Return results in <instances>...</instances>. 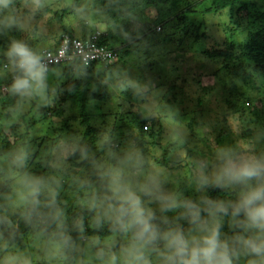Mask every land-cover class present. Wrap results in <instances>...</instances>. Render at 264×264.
<instances>
[{"label": "clouds", "instance_id": "9594fccd", "mask_svg": "<svg viewBox=\"0 0 264 264\" xmlns=\"http://www.w3.org/2000/svg\"><path fill=\"white\" fill-rule=\"evenodd\" d=\"M73 7L85 28L103 12ZM50 8L48 0H0V126H17L20 136L0 149V264H264V123L223 141L216 114L189 128L164 102L165 88L128 66L144 63L148 44L119 0L107 31L129 47L128 65L101 49L93 67L92 53L76 47L51 66L34 43ZM86 89L89 109L92 94L107 90L130 96L144 119L166 117L160 157L135 131L121 135L100 119L64 129L62 116L43 111L65 91ZM48 116L58 131L38 150L27 120ZM21 223L31 241L23 247Z\"/></svg>", "mask_w": 264, "mask_h": 264}, {"label": "rangeland", "instance_id": "374dc122", "mask_svg": "<svg viewBox=\"0 0 264 264\" xmlns=\"http://www.w3.org/2000/svg\"><path fill=\"white\" fill-rule=\"evenodd\" d=\"M246 1L249 3L252 19L256 16V11H264V0H241L243 3H246ZM48 2L51 5L49 9L51 16L44 24L45 35L41 38L44 42L50 40V38H57L62 32L66 31V27H73L76 34L80 36L83 34L92 35L95 33L100 35V33L107 32V21H114L113 15H118L117 12L113 10L117 7V0H80L78 5L80 8L103 10L101 17L94 19L95 27L85 28L77 22V17L74 12L71 10L65 11L73 5L74 0H48ZM119 3L129 5L130 7L133 5L136 6L134 12L137 17V23L141 26L144 36L146 28L154 24L153 21L156 19L155 14L157 6L149 0H119ZM58 13L63 14V22H61V19L58 17ZM148 13H151L149 18L152 19V21L150 22V19L147 21L150 22V24L146 23L144 19V16L146 17ZM225 15H227V13L222 14V16L218 14L207 16V14L201 15L200 11L196 14L195 18L201 19L204 23L202 31L209 32V35H211L209 38L211 43L215 42L217 39L223 42L224 37L221 34V24L223 16ZM227 20L229 19L227 18ZM250 22L251 21H248V23ZM125 24L126 26H130L127 22H125ZM250 30H254V26L246 27L245 31H242L244 33L240 34V30L238 34L227 37L226 43L222 47L227 48L235 57H240L242 52L241 44L246 40L247 33H249ZM184 39L185 50H174L171 47L169 56L150 52L144 55L145 60L142 64L133 62L128 65V58L130 57L128 56L126 57V62H121L120 64L128 65L131 67L134 75L142 80L151 79L157 87H163L165 90L171 84L174 89L179 92V88L183 84L182 82H185L184 87L188 92L186 94L179 93L185 100V103L178 101L179 97L173 99V95L170 93L164 96L166 97V99L163 98L164 102L179 109L181 118L187 122L189 128L198 127L201 120L211 118L213 114H216V126L213 131L219 141L232 139L233 132L237 131L241 136H244L247 134V130L255 124L264 123V109L261 108L258 110L257 121L253 122V120L250 119L255 116L254 114L256 112V107L252 105L255 104L254 101L258 100L261 102V98L264 100V75L260 79V82H258V87L255 89L248 88L241 79H236L234 83L237 84V89L243 94L250 95L251 99H247L240 95V93L234 96L229 90V82L226 85L223 78V76L227 75L228 70H220L222 67L220 61L211 60L199 51V49L202 51L205 48L204 44H206L207 41L203 43L196 42L191 40L188 36H186V38L184 37ZM231 41L235 43L233 46L230 45ZM49 44H51L50 41ZM0 46H2V44H0ZM127 47L128 46H126V48ZM152 47H154L153 43L148 41V48L150 49ZM176 59L178 61H174ZM242 59L241 57L238 63L244 64L243 61L241 62ZM174 63L177 64L180 69L177 67V70L175 69L171 72L170 67L172 65L175 66ZM163 67L165 71H168L167 74H163ZM181 79H184V81H181ZM106 92L108 93L110 102L107 104L97 102L96 106L93 109H89V111L96 119H100L101 122L105 124H114L117 130L121 132V135L131 131H135L139 134V127L133 123L132 120L130 122L129 119L127 120L128 116L133 115L132 119L135 116V114L131 112V110L134 111L135 106L137 107L135 101L127 95L118 97L107 90ZM61 98L62 96H60L58 101H60ZM168 99H171V101ZM108 105H110V108ZM248 107H250V109H248ZM122 115H124L126 119H123L124 117H122ZM166 119V117L148 118L143 127L145 130V125L147 124L149 126L146 130L149 137L145 138L146 141L144 145L154 160L161 155V141L165 133ZM125 125H127V127H125ZM24 239L27 240V245L31 243L28 233L25 234Z\"/></svg>", "mask_w": 264, "mask_h": 264}, {"label": "trees", "instance_id": "16d2710c", "mask_svg": "<svg viewBox=\"0 0 264 264\" xmlns=\"http://www.w3.org/2000/svg\"><path fill=\"white\" fill-rule=\"evenodd\" d=\"M80 0H74L73 5L68 9H64L65 11L71 10L75 13L74 5L78 7ZM151 3H154L157 6L156 11V19L154 24L148 26L145 30V35L143 38L145 40L151 41L154 45L152 48H148L145 50L144 55L150 52L159 53V55L169 56L171 53V47L175 49H184V37H190L191 40L196 42H204V49L202 52L211 60H217L222 63V67L220 70H228L226 76H223L226 85L229 82V90L234 94L240 93V95L246 97L247 99H251L250 95L243 94L237 89V84L234 83L236 79H241L244 84L250 88L255 89L258 87V82L264 75V11L259 12L256 11V16L252 19L251 11L249 10V3L241 2V0H149ZM136 6H132L131 9L135 10ZM198 11L201 12V15L207 14V16H212L214 14H218L222 16V14H226L223 16L221 29H222V36L224 40H215V42L211 43L209 38V32L202 31L204 23L201 19L195 18ZM246 14V15H244ZM151 13L146 14L144 16L145 22L150 24L152 19L149 18ZM58 17L63 22L62 17L63 14L58 13ZM155 17V16H154ZM114 21L118 20V15H113ZM227 18L229 20H227ZM150 19V22H147ZM114 21H107V26L109 28V24ZM248 21H251L248 23ZM64 24V23H63ZM248 26H254V30H250L247 33L246 40L241 44V55L240 57H235L232 55L227 48H223L222 46L226 43L227 37L232 36L233 34H238L245 31V28ZM160 30V31H157ZM65 31V30H64ZM73 27L67 28L66 31L62 32L57 38H50L48 41H42L41 39H35L34 43L38 44L39 46L47 49L48 51H55L61 47L62 41L65 35H68L71 39H81L86 41L94 37L95 34H83L77 35ZM97 35V33H96ZM96 42L99 45L105 46L106 48L110 49L116 56L113 58L114 63H123L126 62V57L130 56V49L129 47L126 48V45H121L116 37L112 36L110 31L100 33L97 35ZM49 41L51 44H49ZM147 41V44H148ZM209 42V44H208ZM0 44H4V41L0 40ZM233 41L230 42V45H234ZM172 49V50H173ZM243 58L244 64L238 63L240 58ZM165 60V58H164ZM163 60V61H164ZM174 61H178L177 59ZM65 62L58 63V64H51V66H60L63 65ZM100 64V59L95 60L92 65L95 67L96 65ZM175 64V63H174ZM99 66V65H98ZM178 65L175 64L170 67L171 72L173 70H177ZM178 69H180L178 67ZM92 69H90L91 71ZM163 74L168 71H165L164 67L162 68ZM170 72V73H171ZM184 81V79H181ZM73 83L72 81H66L64 87L67 89V84ZM76 87L79 88L82 83H90L82 82V81H75L74 82ZM182 86L179 88V92H177L173 85H169L166 89V94H172L173 99L179 97L181 103H185V100L180 95L181 93L186 94L188 90L184 87L185 82H182ZM225 87V86H224ZM237 89V90H236ZM205 92V89H204ZM180 93V94H179ZM60 101L57 102L56 106L53 109H44L45 112H50L52 115H59L63 117V127L64 129H70L72 121L79 119L82 124H88L90 120H95L96 117L89 111L87 106L88 101V90L86 89L85 92L77 95L74 93H69L65 91L62 95ZM93 98L97 100V102L107 104L110 102L108 98V93L105 91H101L98 93L92 94ZM166 99V97H163ZM171 101V99H168ZM255 104H252L256 107L255 116L251 117L250 119L253 122H256V118L258 116L259 108L264 109V100L261 98V102L256 100L254 101ZM259 105V106H258ZM2 107V105H0ZM110 108V105H108ZM250 109V107H248ZM132 114L135 116L132 119L133 115L127 117L129 122L132 120L139 127V136L142 139L143 143L146 141L145 138H148V132L143 129L146 119L142 118L141 115L137 112V107H134V111ZM67 113L68 115L65 116L64 114ZM98 114V113H97ZM96 114V115H97ZM105 115V114H103ZM120 116V115H117ZM115 116V117H117ZM123 119H126L124 115ZM51 116L36 119L34 117H29L27 120V126L25 128V132L31 131L33 133V140L36 144L38 150L42 148L44 143L51 139L52 136L56 134L58 129H54L51 125L50 121ZM260 119V118H259ZM127 127V125H125ZM97 129L89 124L87 128V134L92 135L95 133ZM155 132V131H154ZM154 134V133H153ZM152 134V135H153ZM151 136V135H150ZM20 139L18 134L17 126L12 127H2L0 126V149H7L11 147L13 144L17 143ZM36 168H39V159L37 157L36 161ZM70 199V198H69ZM71 202V201H70ZM20 232L22 238L17 239V243L23 247L27 245V240L24 239L26 233H28V229L24 227V225L20 224Z\"/></svg>", "mask_w": 264, "mask_h": 264}, {"label": "built area", "instance_id": "2783aa9c", "mask_svg": "<svg viewBox=\"0 0 264 264\" xmlns=\"http://www.w3.org/2000/svg\"><path fill=\"white\" fill-rule=\"evenodd\" d=\"M96 37L97 35H94L93 38L83 41L81 39H71L68 35H65L60 48L55 51H48V62L50 65L65 62L72 50L79 47L81 52L92 53L93 63L95 60L100 59L98 53L101 49H108L105 46L99 45L96 42ZM111 55L114 57L116 54L111 51ZM145 128H147V126Z\"/></svg>", "mask_w": 264, "mask_h": 264}]
</instances>
